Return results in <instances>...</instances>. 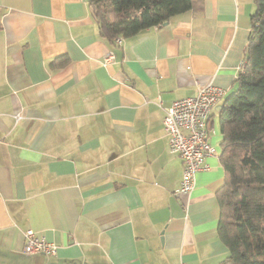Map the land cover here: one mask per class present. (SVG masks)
Masks as SVG:
<instances>
[{"label":"crops","instance_id":"obj_1","mask_svg":"<svg viewBox=\"0 0 264 264\" xmlns=\"http://www.w3.org/2000/svg\"><path fill=\"white\" fill-rule=\"evenodd\" d=\"M254 10L197 0L114 43L90 1L0 0V264H223V98L218 155L189 197L176 194L184 166L164 107L208 83L233 91ZM27 229L57 255L24 253Z\"/></svg>","mask_w":264,"mask_h":264},{"label":"trees","instance_id":"obj_2","mask_svg":"<svg viewBox=\"0 0 264 264\" xmlns=\"http://www.w3.org/2000/svg\"><path fill=\"white\" fill-rule=\"evenodd\" d=\"M196 1L91 0L90 4L101 35L115 43L118 36L136 35L193 9ZM253 2L244 63L235 88L222 97L218 116L225 170L218 191V235L228 249L223 264H264V0Z\"/></svg>","mask_w":264,"mask_h":264},{"label":"built area","instance_id":"obj_3","mask_svg":"<svg viewBox=\"0 0 264 264\" xmlns=\"http://www.w3.org/2000/svg\"><path fill=\"white\" fill-rule=\"evenodd\" d=\"M122 40L121 36L115 38L116 43H121ZM114 58L115 53L109 51L103 64L109 65ZM243 63L244 61L240 63L239 69ZM225 93V88L208 83L201 86L195 95L176 99L164 107L163 125L168 134L169 149L180 155L184 166L181 185L176 191L178 195L189 197L195 187L197 173L208 167L204 160L209 156L218 155V149L210 139V119L213 106ZM15 117L20 119L22 115L18 113ZM188 207L189 202H186V219ZM58 248L57 243L47 240L44 235L32 229L25 230L24 253L55 256ZM178 264L186 263L180 261Z\"/></svg>","mask_w":264,"mask_h":264},{"label":"water","instance_id":"obj_4","mask_svg":"<svg viewBox=\"0 0 264 264\" xmlns=\"http://www.w3.org/2000/svg\"><path fill=\"white\" fill-rule=\"evenodd\" d=\"M86 1H91V0H86ZM167 23H168V21L164 22L163 24L165 25V24H167Z\"/></svg>","mask_w":264,"mask_h":264},{"label":"rangeland","instance_id":"obj_5","mask_svg":"<svg viewBox=\"0 0 264 264\" xmlns=\"http://www.w3.org/2000/svg\"><path fill=\"white\" fill-rule=\"evenodd\" d=\"M217 124V122L215 123V125ZM219 124V123H218ZM219 129V131H220V128H218ZM220 133H221V131H220Z\"/></svg>","mask_w":264,"mask_h":264}]
</instances>
